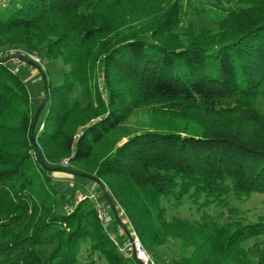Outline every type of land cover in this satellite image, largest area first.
<instances>
[{
  "label": "trees",
  "instance_id": "16d2710c",
  "mask_svg": "<svg viewBox=\"0 0 264 264\" xmlns=\"http://www.w3.org/2000/svg\"><path fill=\"white\" fill-rule=\"evenodd\" d=\"M131 1L138 0H0V264H79L82 245L91 264L94 255L102 264H142L118 251L89 199L75 203V192L55 176L61 171L99 185L109 211H124L147 251L179 239L184 253L171 264H256L242 242L264 234V225L219 224L206 213L199 221L169 220L166 203L177 206L186 196L207 206L264 194V133L251 141L234 129L251 122L264 128L256 108L264 95V19L236 36L182 44L158 32L170 20L142 32L127 27L139 21L120 14ZM11 50L67 67L58 83L45 84L34 126L36 109L27 124L8 122L30 105ZM141 93L223 114L235 127L210 128L205 119V126L187 123L181 131L120 134ZM100 148L92 170L83 171Z\"/></svg>",
  "mask_w": 264,
  "mask_h": 264
},
{
  "label": "rangeland",
  "instance_id": "374dc122",
  "mask_svg": "<svg viewBox=\"0 0 264 264\" xmlns=\"http://www.w3.org/2000/svg\"><path fill=\"white\" fill-rule=\"evenodd\" d=\"M120 14L123 18H130L132 16V19H136L139 17L138 22H131L126 25L127 27L131 26L130 28H133L132 31L138 30L142 32L150 27L155 28L158 24L166 20H170L169 25L163 27V29L159 28L158 32L163 33V35L172 42L183 44L190 40L196 41L198 39L215 42L217 38H219V41L223 37L236 36L243 26L251 21L264 19V0H138L131 1L129 4L125 5L120 9ZM9 53L11 54L10 65L14 68L21 80L26 83L30 105L28 107L16 109V111L8 116V122L12 125H18L21 124L23 120L24 123L27 124L30 114L32 115L35 109L37 111L40 106L39 102H41L45 84L47 82L51 84L58 83L62 78L63 72L67 70V67L63 65L60 59L47 60L46 58H40L30 53H25L24 58L20 59L21 57L18 54L21 55L23 51L20 53V51L15 52V50H11ZM27 55L39 58V62L28 58ZM27 61L33 63L31 64ZM34 64L39 66L44 72L43 76L41 71ZM123 76V81L128 82V76ZM231 106L232 105L229 103L219 108L229 109ZM256 106L258 111L264 113V95L258 98ZM233 116L235 124H240L236 116ZM41 118L42 114L39 116V120ZM205 119L208 120L209 124L207 125H210V128L232 126V124H229V121H231L230 118L223 116V114H220V116L216 113L207 114L197 109L194 105L186 104L181 101L167 102L146 95L142 97L141 93L140 98L134 104L132 115L123 124L119 133L123 134L124 132L138 131L151 127L181 131L187 123L197 126L203 123L201 120L205 121ZM34 124L32 121L33 126ZM262 124H264V122ZM202 125L205 126L204 123ZM234 127L235 126H232L231 128ZM241 127H235L234 129H243L248 134L250 137L249 140L251 141L260 139V136L264 133V128H259L255 122L244 123ZM37 129L38 131L41 130V124ZM103 149L104 148H100L97 151L94 160L90 163V167L82 165L80 168L83 171L90 172L93 163H95L104 152ZM55 176L58 178L59 184L61 183L70 191L73 190V193L75 192L77 195L76 198L82 196L85 197L84 199H86L87 196L91 198L93 194L98 204L105 211L106 215L102 221L104 228L110 233V239L112 238L119 246L129 244V234L126 235L122 225H117L116 222L121 221L127 226L130 232L134 230L131 229L130 225L120 216L119 212L114 216V214L109 211L107 203L102 199L99 185L86 178H78V180L73 179L77 176L66 171H61L55 174ZM39 180L40 177L37 174L33 185L34 192H36ZM47 202H50V200L47 199ZM202 202V200H199L198 203H195L186 196L177 206L173 205V201L167 202V218L170 220L172 217H177L191 221H199L202 214L206 213L214 222H218L219 224L240 222L242 224L264 225V194L251 193V195L246 198H236L230 195L222 201L207 206L202 205ZM110 220L114 222H109ZM138 242L148 258L147 264H171L172 260L180 257L184 253V251L181 250L180 240L176 238H170L164 246L152 252L147 251L140 243L139 239ZM242 247L246 250H252L249 251V254L253 262L256 264L264 262V234L253 236L245 240L242 242ZM87 248V245H82L79 264H91L90 257L87 255ZM94 260L97 264H102V259L97 255H94Z\"/></svg>",
  "mask_w": 264,
  "mask_h": 264
},
{
  "label": "built area",
  "instance_id": "2783aa9c",
  "mask_svg": "<svg viewBox=\"0 0 264 264\" xmlns=\"http://www.w3.org/2000/svg\"><path fill=\"white\" fill-rule=\"evenodd\" d=\"M6 1L7 0H1V2H6ZM27 57L33 59L36 62H39V58H37L35 56L27 55ZM62 163L64 165H67V161L66 160H64ZM84 198L85 197H83V196L80 197V198L77 197L75 203L81 201ZM87 198L90 199V200L94 199V200H91L92 207L95 210L98 219L102 221L105 218V215H106L104 209L98 204L97 199L94 197L93 194L91 195V198H89V196H87ZM65 210L66 211H71L72 207L66 206ZM119 214H120L121 217H123V219L126 221V223L128 225H130V223L128 222L127 217L124 214V211L121 208H119ZM130 227H131V225H130ZM131 229H132V227H131ZM112 241L117 246L118 251L124 257H126V258L135 257L140 262L142 261V263L147 264L148 258L146 257L144 251L140 247L138 239H137L134 231L130 232V234H129V244H127V245L119 246L113 239H112Z\"/></svg>",
  "mask_w": 264,
  "mask_h": 264
},
{
  "label": "water",
  "instance_id": "95a60500",
  "mask_svg": "<svg viewBox=\"0 0 264 264\" xmlns=\"http://www.w3.org/2000/svg\"><path fill=\"white\" fill-rule=\"evenodd\" d=\"M20 58V57H18ZM21 59V58H20ZM46 100H47V97L45 96L44 97V100L42 101V103L40 104L38 110L35 112L34 114V118H33V124L36 122L37 120V117H38V114L40 113L41 109L44 107L45 103H46ZM103 192L105 193L106 195V198H107V202L108 204L112 207V210L114 211V208H113V203H112V200L110 198V196L106 193L105 189L103 188V186H101Z\"/></svg>",
  "mask_w": 264,
  "mask_h": 264
},
{
  "label": "crops",
  "instance_id": "0c3cea01",
  "mask_svg": "<svg viewBox=\"0 0 264 264\" xmlns=\"http://www.w3.org/2000/svg\"><path fill=\"white\" fill-rule=\"evenodd\" d=\"M103 222V221H102ZM109 222H114L113 220H110ZM123 240H125V239H123Z\"/></svg>",
  "mask_w": 264,
  "mask_h": 264
}]
</instances>
